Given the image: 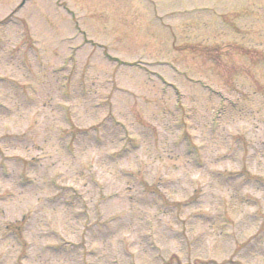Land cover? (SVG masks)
Here are the masks:
<instances>
[{"label":"rangeland","instance_id":"374dc122","mask_svg":"<svg viewBox=\"0 0 264 264\" xmlns=\"http://www.w3.org/2000/svg\"><path fill=\"white\" fill-rule=\"evenodd\" d=\"M0 264H264V0H0Z\"/></svg>","mask_w":264,"mask_h":264}]
</instances>
